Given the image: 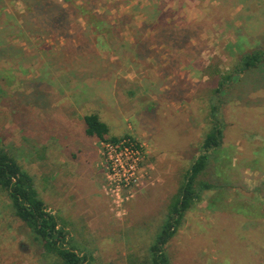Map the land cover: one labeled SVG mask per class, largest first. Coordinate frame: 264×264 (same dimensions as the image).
Segmentation results:
<instances>
[{
    "label": "rangeland",
    "instance_id": "1",
    "mask_svg": "<svg viewBox=\"0 0 264 264\" xmlns=\"http://www.w3.org/2000/svg\"><path fill=\"white\" fill-rule=\"evenodd\" d=\"M54 1L0 0V147L32 176L67 245L90 264L144 256L214 104L223 137L200 175L214 188L165 250L171 264H264V57L236 70L264 50V0H70L52 30ZM89 113L108 138L144 150L141 184L118 206L100 142L81 127ZM0 264H59L1 188Z\"/></svg>",
    "mask_w": 264,
    "mask_h": 264
},
{
    "label": "trees",
    "instance_id": "2",
    "mask_svg": "<svg viewBox=\"0 0 264 264\" xmlns=\"http://www.w3.org/2000/svg\"><path fill=\"white\" fill-rule=\"evenodd\" d=\"M54 2L59 7L56 14L48 17V23L52 30L64 27L63 22L67 16L66 8L72 1ZM263 57L264 50L246 53L241 57L236 70L245 72L250 68H255L262 62ZM221 85L222 81L219 82V86ZM215 106L214 104L211 106V125L204 134L200 152L182 174L177 190L167 204L158 230L145 255L140 258L135 255L129 256L128 264H171L165 250L167 242L177 233L183 224L186 213L201 200L203 193L214 188L212 183L201 179L200 175L204 173L209 164L210 152L218 148L222 142L223 126L220 122L221 119L217 116ZM83 122L84 132L89 137L99 141L121 140L116 136L107 137L109 128L96 113L85 114ZM0 188L6 192L14 214L30 229L34 240L37 241L45 254L55 256L59 260V264H90V257L85 254L80 255L78 250L67 245L69 231L39 197L32 176L1 147Z\"/></svg>",
    "mask_w": 264,
    "mask_h": 264
},
{
    "label": "built area",
    "instance_id": "3",
    "mask_svg": "<svg viewBox=\"0 0 264 264\" xmlns=\"http://www.w3.org/2000/svg\"><path fill=\"white\" fill-rule=\"evenodd\" d=\"M99 142L106 179L104 187L110 192L113 205L118 206L123 202L120 191L130 190L132 186L141 184L144 150L140 143L130 138ZM123 198L127 199L128 195Z\"/></svg>",
    "mask_w": 264,
    "mask_h": 264
},
{
    "label": "crops",
    "instance_id": "4",
    "mask_svg": "<svg viewBox=\"0 0 264 264\" xmlns=\"http://www.w3.org/2000/svg\"><path fill=\"white\" fill-rule=\"evenodd\" d=\"M126 8H128V7H125V9H126ZM83 116H84V115H83ZM83 116H82V122H81V120H79V121L81 122V125H82L81 127H83V129H85V125H84V122H83ZM99 117H100V116H99ZM100 119H101V118H100ZM101 120H102V119H101Z\"/></svg>",
    "mask_w": 264,
    "mask_h": 264
}]
</instances>
